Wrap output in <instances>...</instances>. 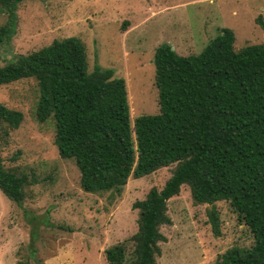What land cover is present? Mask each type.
Wrapping results in <instances>:
<instances>
[{
    "label": "trees",
    "instance_id": "obj_1",
    "mask_svg": "<svg viewBox=\"0 0 264 264\" xmlns=\"http://www.w3.org/2000/svg\"><path fill=\"white\" fill-rule=\"evenodd\" d=\"M21 1L0 0V14L6 16L0 45L16 33ZM255 22L264 33L262 17ZM234 43L233 31L222 28L197 55L184 57L169 44L158 46L153 65L159 113L136 118L133 127L124 79L97 64L89 71L76 37L54 40L0 66V87L36 81V120L53 118L59 157L74 161L84 192L120 194L130 178L176 164L162 189L152 188L132 206L139 219L131 255L123 244L115 245L105 250L107 264H157L159 244L166 242L159 228L170 223L167 202L183 185L194 204L212 205L207 214L214 236L221 234L214 207L219 201L228 202L253 235L250 248L232 247L215 264H264V44L235 51ZM22 121V113L0 104V125L17 129ZM25 184L27 176L6 170L0 158L2 194L21 206ZM48 213L24 212L32 258L39 227H54Z\"/></svg>",
    "mask_w": 264,
    "mask_h": 264
},
{
    "label": "rangeland",
    "instance_id": "obj_2",
    "mask_svg": "<svg viewBox=\"0 0 264 264\" xmlns=\"http://www.w3.org/2000/svg\"><path fill=\"white\" fill-rule=\"evenodd\" d=\"M264 21V0H23L15 10L16 33L0 45V66L54 40L76 37L84 45L88 69H111L125 81L130 123L159 113L153 56L169 44L180 56L199 54L222 28L235 35L234 49L264 44L255 22ZM6 16L0 14V27ZM39 90L34 79L0 87V104L22 113L17 129L0 125V158L6 170L25 175L21 206L0 191V264H107L105 250L123 244L129 257L138 232L136 201L162 189L176 164L140 178H130L120 194L86 193L73 160L59 157L53 118L39 123ZM220 236L212 233L208 209L193 203L183 185L167 202L170 223L161 225L157 264H215L232 247L250 248L253 235L237 220L229 203L214 204ZM49 211L53 228L40 226L32 258L31 226L24 215ZM28 216V215H27Z\"/></svg>",
    "mask_w": 264,
    "mask_h": 264
}]
</instances>
